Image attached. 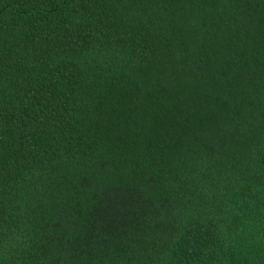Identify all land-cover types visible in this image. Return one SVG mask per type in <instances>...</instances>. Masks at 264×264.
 <instances>
[{"label":"trees","instance_id":"16d2710c","mask_svg":"<svg viewBox=\"0 0 264 264\" xmlns=\"http://www.w3.org/2000/svg\"><path fill=\"white\" fill-rule=\"evenodd\" d=\"M0 264H264V0H0Z\"/></svg>","mask_w":264,"mask_h":264}]
</instances>
